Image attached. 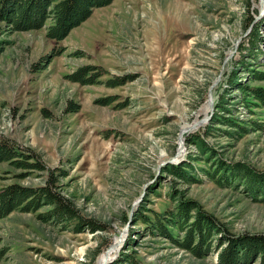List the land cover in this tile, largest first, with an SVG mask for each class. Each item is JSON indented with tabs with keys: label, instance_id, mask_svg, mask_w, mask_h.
<instances>
[{
	"label": "rangeland",
	"instance_id": "obj_1",
	"mask_svg": "<svg viewBox=\"0 0 264 264\" xmlns=\"http://www.w3.org/2000/svg\"><path fill=\"white\" fill-rule=\"evenodd\" d=\"M262 2L113 0L58 42L47 27L7 33L0 23V135L34 150L56 174L66 172L61 190L106 226L75 231V220L46 219L49 205L15 209L0 218V264H102L113 248L111 259L124 249L142 264H213L218 251L198 256L136 223L142 207L151 215L175 208L174 189L233 232L264 231V200L243 181L211 176L219 159L264 172V109L229 81L238 68L241 82L264 86L251 77L252 69L264 71L263 54L237 67L255 22L263 20L264 38ZM249 15L255 19L246 25ZM86 65L95 66L86 76L94 83L72 81ZM221 100L228 110L218 109ZM215 114L238 118L244 129L224 117L213 123ZM198 134L211 150L193 142ZM184 161L193 163L196 181L167 171ZM45 177L0 162V187L43 184Z\"/></svg>",
	"mask_w": 264,
	"mask_h": 264
},
{
	"label": "trees",
	"instance_id": "obj_2",
	"mask_svg": "<svg viewBox=\"0 0 264 264\" xmlns=\"http://www.w3.org/2000/svg\"><path fill=\"white\" fill-rule=\"evenodd\" d=\"M112 2L113 0H0V23L3 24L1 28L7 33H14L47 27V36L58 42L63 40L71 29L89 18L95 7L106 6ZM254 19V16L249 15L246 25L252 24ZM262 21L254 23L250 32L248 52L242 55L246 59H241L237 67H244L247 61L254 62L258 59V55H264L258 42L264 41L259 34ZM4 50L5 40H0V55ZM47 63L46 59L42 66L35 64L36 70L46 68ZM94 68L93 65L83 66L69 77L72 81L83 84L94 83L95 79L86 77ZM239 72L241 71L236 68L230 76L229 81L232 87L242 90L247 97H253V103L264 109V86H252L248 82H241L238 79ZM99 75L101 74H96V76ZM251 77L255 80H264V71L252 69ZM117 83L115 82V85ZM247 99L244 98V102ZM221 102L222 100L218 102V109L228 110ZM74 111H77L76 108ZM221 115L215 114L213 123L220 120V117H224L225 124L244 129L238 118ZM193 142L198 143L203 150H211L200 134L194 137ZM5 161L17 168L46 172V177L43 184L27 185L11 182L0 187V218L7 216L15 209L36 210L41 206L49 205L42 215L46 219L66 225L69 221L75 220L73 225L75 231H83L85 228L92 231L106 228L99 219L81 213L71 197L61 190L59 176L65 175L66 172L56 174L55 169L44 165L40 155L34 150L23 148L15 140L0 135V162ZM192 169L193 163L184 161L179 164H169L167 171L179 177L188 178L190 181H196L197 177L190 172ZM214 169V172H210L211 176L216 177L219 182H223L222 178H227L228 183L236 180L237 184H240L243 181L248 192L264 200V172H258L242 162L228 164L222 159H219ZM170 194L177 199L175 208H166L162 212L153 210L154 215H151L142 207L134 216L136 223L142 222L149 231H156L167 236L198 256H204L213 250L218 251L217 260L213 264H264V231L233 232L213 212L203 208L196 199L185 197L180 189H174ZM174 226L183 231L181 237L175 235L171 229ZM130 240L129 238V244ZM109 264L142 263L130 252L122 249L117 259Z\"/></svg>",
	"mask_w": 264,
	"mask_h": 264
},
{
	"label": "bare ground",
	"instance_id": "obj_3",
	"mask_svg": "<svg viewBox=\"0 0 264 264\" xmlns=\"http://www.w3.org/2000/svg\"><path fill=\"white\" fill-rule=\"evenodd\" d=\"M210 101H211V102L214 101L212 95H211V97H210ZM198 124H199V123H198ZM115 250H116V248H113V250H111V251H109V252H106V253L102 256V258H101V260H100L99 262H101L102 264H104V261H105V260H106V261L110 260V259H111V255H110V254H112ZM109 255H110V256H109Z\"/></svg>",
	"mask_w": 264,
	"mask_h": 264
},
{
	"label": "water",
	"instance_id": "obj_4",
	"mask_svg": "<svg viewBox=\"0 0 264 264\" xmlns=\"http://www.w3.org/2000/svg\"><path fill=\"white\" fill-rule=\"evenodd\" d=\"M262 5H264V3L262 2ZM263 14V12L261 13V15ZM260 17V16H259ZM210 104H211V115H212V113H213V109H214V104H213V101L211 102L210 101ZM211 115H209L205 120H207V119H209L210 118V116ZM182 135L180 134V137H181ZM182 144H183V140H182ZM116 256L117 255H115L114 256V258H112V259H110V260H108V261H104V264H109L110 262H112L115 258H116Z\"/></svg>",
	"mask_w": 264,
	"mask_h": 264
}]
</instances>
